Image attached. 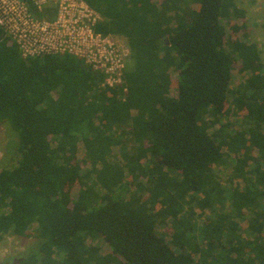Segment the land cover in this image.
<instances>
[{"label": "trees", "instance_id": "16d2710c", "mask_svg": "<svg viewBox=\"0 0 264 264\" xmlns=\"http://www.w3.org/2000/svg\"><path fill=\"white\" fill-rule=\"evenodd\" d=\"M84 1L130 47L122 87L72 55L25 59L0 28V125L17 141L0 169V243L33 226L38 239L1 264H264V64L256 44L227 41L236 0ZM231 113L239 130L221 122ZM193 204L208 211L198 233Z\"/></svg>", "mask_w": 264, "mask_h": 264}, {"label": "built area", "instance_id": "2783aa9c", "mask_svg": "<svg viewBox=\"0 0 264 264\" xmlns=\"http://www.w3.org/2000/svg\"><path fill=\"white\" fill-rule=\"evenodd\" d=\"M102 22L84 0H0V28L23 58L72 55L104 76L102 87H122L131 50L126 40L98 32Z\"/></svg>", "mask_w": 264, "mask_h": 264}, {"label": "rangeland", "instance_id": "374dc122", "mask_svg": "<svg viewBox=\"0 0 264 264\" xmlns=\"http://www.w3.org/2000/svg\"><path fill=\"white\" fill-rule=\"evenodd\" d=\"M236 6L239 9V14L232 16V18L226 22H223V25L227 31V41L228 43H232L234 41L244 42V43H254L258 46L261 59L264 64V0H236ZM191 7H196L195 5H191ZM123 39V38H122ZM125 40V39H124ZM236 59H238L235 56ZM128 63V61H127ZM130 63H128L129 66ZM233 79L231 87L233 90H236L240 84H242L245 79L246 75L241 73V62L237 61L233 68ZM177 74L174 75L173 80L176 83ZM175 88V87H174ZM174 91V90H173ZM175 91L173 92V94ZM226 109L230 110V112H234L231 104V98L228 99ZM241 115V114H237ZM231 113L230 115H224L221 119L222 123L229 122L233 130H239V124L241 119L239 116ZM7 127V126H6ZM4 125H0V169L3 168H10L14 165L16 161V152L12 147H14L17 143L16 141V134L11 132V134L7 131ZM210 133L213 132L211 129ZM13 134V135H12ZM12 137L14 139H12ZM19 142V140H18ZM12 146V147H11ZM12 149V151H11ZM83 146L80 147V153H83ZM113 153L116 154L120 160L122 159V152L120 146H115L113 149ZM82 158V156L80 157ZM79 158V159H80ZM86 167L83 166V173H85ZM220 171L218 174L219 181L225 186L229 184L228 177L230 173V168H222L219 169ZM137 183H134L132 186V190L136 188ZM79 186L75 185L71 189V194L73 198H76L78 195ZM147 191L142 194L143 200L144 197L147 198ZM154 205V204H153ZM192 210V212L190 211ZM155 207H152V212H155ZM185 218L186 220H190V222L196 226L197 233L199 232L198 227L202 226L203 221L207 217L208 211L204 214L202 210L197 208L194 204L192 209H189L186 206L185 209ZM241 224L242 234L245 237L247 224L245 220L238 221ZM36 226H33L31 229L32 235L28 238H17L11 235L4 236L3 241L0 243V264L10 258H15L29 249L35 247L38 243V239L36 236ZM159 233L161 234H170L171 230V221L166 222L161 227H158ZM96 245L99 249L101 254L106 255L110 252V249L107 243L102 239L99 238L92 243ZM202 243H199L201 246Z\"/></svg>", "mask_w": 264, "mask_h": 264}]
</instances>
